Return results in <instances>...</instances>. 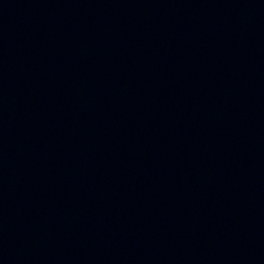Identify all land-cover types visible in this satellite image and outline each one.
Segmentation results:
<instances>
[{"label":"water","instance_id":"95a60500","mask_svg":"<svg viewBox=\"0 0 264 264\" xmlns=\"http://www.w3.org/2000/svg\"><path fill=\"white\" fill-rule=\"evenodd\" d=\"M0 264H264V0H0Z\"/></svg>","mask_w":264,"mask_h":264}]
</instances>
